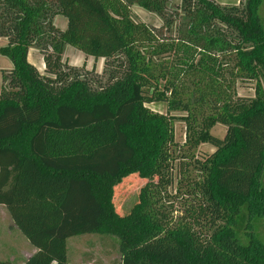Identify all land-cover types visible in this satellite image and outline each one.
I'll use <instances>...</instances> for the list:
<instances>
[{"label": "trees", "instance_id": "16d2710c", "mask_svg": "<svg viewBox=\"0 0 264 264\" xmlns=\"http://www.w3.org/2000/svg\"><path fill=\"white\" fill-rule=\"evenodd\" d=\"M171 2L0 0V54L14 65L0 91V205L37 249L23 264H97L68 258L69 238L94 232L117 237L122 264H264L251 230L264 214V0ZM67 45L104 58L106 80L66 64ZM253 80L255 96L240 97ZM154 102L187 113L184 144ZM131 174L143 184L121 214L115 190Z\"/></svg>", "mask_w": 264, "mask_h": 264}, {"label": "rangeland", "instance_id": "374dc122", "mask_svg": "<svg viewBox=\"0 0 264 264\" xmlns=\"http://www.w3.org/2000/svg\"><path fill=\"white\" fill-rule=\"evenodd\" d=\"M216 1L222 6L240 5L242 2V0ZM180 3L181 0H172L170 4V10L172 11V9H174ZM261 13L264 14V5ZM132 15L136 20L144 21L147 24L153 25L157 28L161 27L163 23L160 15L150 12L137 5L133 6ZM59 16L62 17V20H65L67 25L66 17L62 15ZM55 22L56 21L54 20V23ZM67 47L79 52L83 57L77 54V56L73 55L74 57L72 56L71 59H66L64 56L66 64L72 68H77L81 72H89V75L102 74V80H106L107 75H103L105 68L104 58L96 59L93 56H86L82 51L73 46L67 45ZM32 48L43 55L37 47ZM65 53L67 54V52ZM100 60H102L101 68L99 67ZM88 61L90 64H88ZM7 64H12L11 60L8 57L0 54V91L1 88L7 84L4 74H6L8 70H3ZM260 84L264 89L263 77L260 79ZM256 85V80L245 82L239 81L237 84V93L243 98L254 97V88ZM148 107H150L153 111L173 115L176 117L173 119L175 138L178 143L184 144L186 139V123L182 119V116L187 115V113L181 110L169 111L168 105L162 102L150 103L148 104ZM226 130L227 127L225 125L218 123L211 129V132L216 136L224 137ZM197 149L198 150L196 153H199V151L211 152L215 150V147L210 144H202ZM123 182L124 184L118 186L115 190L114 201L119 213L127 214L130 212L134 204L139 200V191L143 183L142 178L138 174L129 175L124 179ZM175 204L176 208L180 207L178 200L175 201ZM251 230L254 231L264 241V214L253 219V226ZM243 239L246 241V237H243ZM32 249L34 251L36 248L27 240L24 234L14 224V221L6 206L0 205V259L14 258V261L19 264L25 260L26 253L31 252ZM68 258L72 263L93 261L97 264H122V253L117 237L99 232L88 233L69 238Z\"/></svg>", "mask_w": 264, "mask_h": 264}, {"label": "crops", "instance_id": "0c3cea01", "mask_svg": "<svg viewBox=\"0 0 264 264\" xmlns=\"http://www.w3.org/2000/svg\"><path fill=\"white\" fill-rule=\"evenodd\" d=\"M63 16V15H62ZM67 19V18H66ZM55 23H56V25L59 27V28H61L62 30H65V29H67V27H68V20H67V25H66V22H65V20H62V17H60L59 15L56 17V19H55ZM7 42H8V39L7 38H5V37H2V38H0V46H3V45H6L7 44ZM67 50V51H66ZM65 52H67V54L65 53ZM77 54H79V55H81L79 52H77V51H75V50H72V48H70V47H65V50H64V54H63V59H64V56L66 57V59H71V57L74 55V56H77ZM73 56V57H74ZM81 57H83L82 55H81ZM28 60L43 74L44 72H45V67H46V64H45V60H44V57H43V55H41L39 52H37V50H35V49H33V48H31L30 50H29V53H28ZM88 60V59H87ZM65 61V60H64ZM12 62V61H11ZM88 64H90V62L88 61ZM101 64H102V60H100V63H99V67L101 68L102 66H101ZM13 63L12 64H7L6 65V67H4L3 68V70H9V69H12L13 68ZM1 90H2V88H1ZM212 152V151H211ZM36 248V247H35ZM37 251V249H35L34 251H33V249H32V251L31 252H27L26 253V256H25V260L23 261V262H21V263H19V264H23L26 260H28L29 259V257L31 256V255H33L35 252ZM2 260H6V259H2ZM10 260H12V261H14V258H12V259H10Z\"/></svg>", "mask_w": 264, "mask_h": 264}]
</instances>
